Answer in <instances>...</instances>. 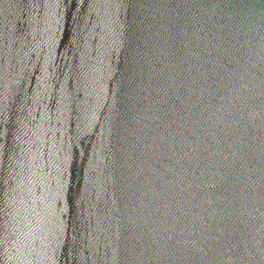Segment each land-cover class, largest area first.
Masks as SVG:
<instances>
[{
    "label": "water",
    "instance_id": "water-1",
    "mask_svg": "<svg viewBox=\"0 0 264 264\" xmlns=\"http://www.w3.org/2000/svg\"><path fill=\"white\" fill-rule=\"evenodd\" d=\"M0 264H264V0H0Z\"/></svg>",
    "mask_w": 264,
    "mask_h": 264
}]
</instances>
